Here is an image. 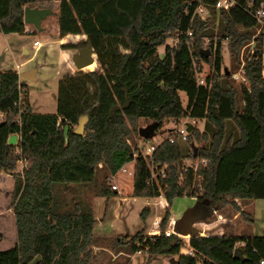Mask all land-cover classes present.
Returning <instances> with one entry per match:
<instances>
[{"label": "trees", "instance_id": "trees-1", "mask_svg": "<svg viewBox=\"0 0 264 264\" xmlns=\"http://www.w3.org/2000/svg\"><path fill=\"white\" fill-rule=\"evenodd\" d=\"M36 1L0 0V31L25 30L24 6H35ZM214 2L59 0L60 33L88 35L98 67L58 80L54 113L34 112L18 72L0 70V112H5L0 118V172L14 173L11 206L16 228L14 245L0 250V264H94L98 253L109 256L105 249L93 248L105 244L100 243L103 236L93 233L92 206L84 209L75 203L73 209L60 210L52 187L55 182H93L98 167L114 174L130 160L131 194L162 195L167 207L156 233L110 238L105 246L113 253L146 248L150 256L175 255L174 264H264V234L192 235V254L180 252L184 237L164 234L177 196L195 198L197 220L227 203L243 213L235 198L264 196V45L255 38V55L249 53L242 64L247 82L238 90L232 73L241 48L254 39L257 22L242 5L216 8ZM198 5L208 9L205 17L196 11ZM172 38L177 41L166 42ZM223 41L235 70L222 67ZM163 44L159 55L157 48ZM200 61L209 65L203 84L197 82ZM20 85L26 91L18 105L14 101ZM83 115L79 134L74 128ZM181 115L202 119L203 127L188 122L184 138L178 133L167 136L150 155L132 142L141 130L140 118H150L156 130L164 119ZM14 132L18 140L8 143ZM146 133L148 137L150 131ZM184 158L198 159L196 168L184 166ZM20 159L24 164L17 171ZM150 162L158 168L166 165L164 174L157 171L152 178ZM114 190L102 181L97 195L107 199ZM148 213L149 207L143 206V220ZM237 241L245 243L243 259L232 254Z\"/></svg>", "mask_w": 264, "mask_h": 264}, {"label": "rangeland", "instance_id": "rangeland-1", "mask_svg": "<svg viewBox=\"0 0 264 264\" xmlns=\"http://www.w3.org/2000/svg\"><path fill=\"white\" fill-rule=\"evenodd\" d=\"M58 3L59 0L36 1V6L38 7L49 6L52 8V13L47 15L46 18L42 20L43 26L49 25L52 27H44V29H41L36 28L32 24L26 23L27 28L32 29V32H28L26 30H23L21 32H4L6 34H2V31L0 32V45L8 44V46H11V48L13 49L12 51L14 52L13 54H11L9 51H7V56L2 64V68L18 69L19 71L36 68L34 79H27L21 76L22 81L26 83L27 91H29V103L31 102L33 108L32 110L34 112L54 113L56 111L57 101L55 98V94L58 86V80L61 78L57 76V69L55 64L57 59V49L59 45L57 44V41L54 40L57 37V35L55 34L54 24L56 23L57 18L56 14ZM203 15L206 16L207 14ZM209 26H213V31H216L217 26H215V23L212 24L210 22ZM83 34L84 35L82 37H85L86 34ZM34 38L42 41V44L36 49L32 44V40ZM207 41L208 38H205V43ZM166 42L170 43L171 39H167ZM22 44L29 48L28 53L23 52V50L21 49ZM163 51L164 44L159 45L157 48L158 54H162ZM249 53L250 44H246L240 50V63L235 70V62L232 60V57L228 53L226 41H223L222 67H227L231 70H235L233 72H236L239 69L242 70V64ZM94 55L96 57V54ZM28 57H30L29 60H26L23 63L19 64L20 66L18 68L15 67V62L19 63ZM199 64L202 67V70L199 71V74L204 78V76L209 73V65L203 61H200ZM90 66L91 65L87 67ZM90 69H94V67L81 70L86 71ZM76 71H78V68L76 69ZM232 78V83L238 90L241 82H247L241 79V75H238L237 78L232 76ZM181 99L183 105H185L186 94L184 91H181ZM187 121H190V118L189 120H187L184 115H181L175 119H164L161 126L158 129L154 130L152 120L150 118H140L138 126L141 130L138 133L134 134L132 142H134L140 149H142L144 153H148V147L157 144L167 136L173 135L174 130L177 127H180L182 122H184V126L186 127L188 123ZM194 125L202 128L203 120L197 119ZM148 131H150V134L148 135V137H146L145 135ZM190 163H192V160L189 158H184L182 160L183 165ZM23 164L24 163L22 159L18 160L16 170L20 171ZM132 166L133 165L131 164V167ZM102 181L110 185L112 183H116L118 185L119 192L114 191L113 194L107 199L105 196L97 195L98 186ZM13 185L14 173L2 172V174H0V250L13 246L16 241V228L11 206V192L13 189ZM52 188L54 192V198L58 201V208L60 210L73 209L75 203H79V205L84 209H87L89 205L92 206L93 211L97 212V216L101 217L102 221L104 222L103 226L94 227L96 225L94 224L93 232L95 230L96 233H99L101 236H103V238H101L103 240H100V243L105 245L110 243V238L112 239L117 235L131 236L137 231H142L141 235H145L146 229H156V231H158L159 226L158 223L157 226H154V219L156 218L157 214L160 216V219L167 207V205L161 207L160 201L157 197L149 198L150 205H147V197L132 195V175L126 172V169L123 170V172L117 171L116 173L112 174L108 172L105 167L101 166L97 168L96 177L93 182H55L53 183ZM123 196L125 197V199L120 198ZM253 201L254 204L251 205L250 200H240L241 205H238H243V213H240L237 216L238 224L248 221L249 225H239L237 230H248L253 233L264 234V196H257L253 199ZM193 204L196 206L195 198L193 199L186 194L177 196L173 199L170 205V215L171 213L174 214L175 218L177 219L180 217L184 206L189 207ZM145 205L149 207V213L145 220H143L140 212ZM118 206H120L123 210L128 211L127 215L125 216V222L123 220L124 216L121 217L118 214ZM204 212L205 208L203 207L201 208V214L203 215ZM235 212L236 208L232 206V204L227 203L226 206H222L221 208L214 210L209 216H205L203 219H199L200 221L198 222H196V220L194 221V223H196V226L199 228L200 235H204V233L222 234L220 233L222 231H226L225 233L230 234L228 233L229 228L227 229L226 227L228 222L221 217V214H228L232 216ZM249 217H252V220H248ZM233 221L235 222V220ZM229 223L233 222L230 221ZM147 234H149V232ZM188 236L189 235H187L186 238H183V248H189ZM98 248L100 247H94V249ZM145 249L146 248H142L141 251L134 253L132 256L127 254L115 255L109 251L108 256L107 254L100 252L94 260V264H171V262L167 258L160 255L150 256ZM30 264H32V262Z\"/></svg>", "mask_w": 264, "mask_h": 264}, {"label": "crops", "instance_id": "crops-1", "mask_svg": "<svg viewBox=\"0 0 264 264\" xmlns=\"http://www.w3.org/2000/svg\"><path fill=\"white\" fill-rule=\"evenodd\" d=\"M56 16H57V14H56ZM46 18V17H45ZM44 18V19H45ZM43 20V19H42ZM42 20H41V22H40V25H41V29H44V27H52V26H49V25H42ZM54 28H55V34L57 35V37H56V39H54V40H56L57 41V44L59 45V47H58V49H57V59H56V69H57V76H59V77H62L64 74H67V73H74L75 71H76V66H75V64H74V62H73V60H72V56H73V54H74V52L75 51H77V41L80 39V38H82V36L84 35L83 33H75V32H67V33H65V34H61L60 33V31H59V26H58V23H57V18H56V23L54 24ZM25 29H29V28H27V26H26V24H25ZM1 32V31H0ZM2 34H6V33H2ZM5 36V35H4ZM34 39H37V38H34ZM33 39V40H34ZM33 40H32V44L35 46V49L38 47V46H40L41 44H42V41H40V40H38V43L37 44H34L33 43ZM21 49L23 50V52H25V53H28L29 52V48L27 47V46H25L24 44H22L21 45ZM13 49L11 48V46H8V44L7 45H0V53L1 52H3L4 53V57H3V59L0 61V70H7V69H12V68H2V64H3V62L5 61V59H6V56H7V51H9L11 54H13L14 52L12 51ZM95 54V53H94ZM93 54V56H94V63L93 64H91V66L90 67H87V68H84V69H89V68H91V67H94V68H96V67H98V63H97V59H96V57H95V55ZM30 59V57H28V58H26L25 60H23V61H21V62H15V67H19L20 65L19 64H21V63H23L24 61H26V60H29ZM12 70H16L17 72H18V74H19V77H20V80L22 81V77H21V75H20V72L21 71H19L18 69H12ZM26 70V69H25ZM91 70V69H90ZM24 71V70H23ZM35 73H36V68H35ZM23 82V81H22ZM55 96H56V94H55ZM28 100L30 101V99H29V91H28ZM30 104H31V102H30ZM31 107H32V104H31ZM33 109V108H32ZM42 113V112H41ZM132 161V162H131ZM133 161L134 160H130V161H128V162H126V163H124L122 166H121V168H119L120 170H117L118 172H123V170H125L126 169V172H128L129 174H131L132 175V171H133V166L131 167V164L133 165L134 163H133ZM128 169V170H127ZM2 172L3 171H1L0 172V174H2ZM5 173H7V172H5ZM116 186H117V188L114 190L115 192H118V185L116 184V183H114ZM190 197H192L193 199H194V197L193 196H190ZM257 196H255L254 198H256ZM121 199H125V197L123 196V197H120ZM149 198H151V197H147V201H146V204L147 205H150L149 203H150V199ZM157 198H158V200L160 201V204H161V207H164V206H166L167 204H166V201H165V199L163 198V196H157ZM253 198V199H254ZM236 199V202L238 203V204H240V199H238V198H235ZM253 199L252 200H250V203H251V205L252 204H254V201H253ZM241 205V204H240ZM239 205V206H240ZM188 206H184L183 207V211L187 208ZM118 209H119V212H118V214L121 216V217H123L124 216V218H123V220H124V222H125V216L127 215V212L128 211H125V210H123L120 206H118L117 207ZM121 208V209H120ZM117 209V210H118ZM170 209V208H169ZM240 209H243V205L242 206H240ZM182 211V212H183ZM117 214V215H118ZM182 214V213H181ZM238 214H240V212L238 211V210H236V212L235 213H233V215L232 216H230V215H225V214H221V217L222 218H224L225 220H227V222H228V224L226 225V227H227V229L229 228V231H228V233H230V234H232V235H238V236H248V235H253V234H258V233H253V232H251V231H248V230H241V231H239V230H237V228H238V226L239 225H245V226H247V225H249V222L248 221H245V222H242L241 224H238V221H237V216H238ZM94 216H95V218H96V222H95V226L94 227H96V226H103L104 225V222L102 221V218L101 217H98L97 216V212H94ZM159 215L157 214L156 215V218L157 219H159ZM176 218H175V215L174 214H172L171 213V215H170V218H169V222L168 223H170L171 221H174ZM233 220H235V222L233 221ZM198 221H200V220H197L196 222H198ZM230 221H232L233 223H229ZM226 222V221H225ZM207 224V223H206ZM195 225H196V223H195ZM154 226H157V224H155L154 223ZM152 228V227H151ZM223 228V227H222ZM128 229V228H127ZM233 229V230H232ZM152 230H154V229H146V233H150V232H152ZM203 232V231H202ZM226 232V231H225ZM225 232H220V233H222V234H227V233H225ZM95 235H99V236H101L99 233H96L95 232V230H94V232H93ZM100 247V248H103V249H105L106 251H109V252H111L112 254H115V253H113L108 247H106L105 245H93V248L94 247ZM185 247V246H184ZM100 248H98V249H100ZM139 251H141V250H137V251H135V252H133L132 254L131 253H126V252H124V251H120V252H118V253H121V254H127V255H130V256H132L134 253H136V252H139ZM181 252H184L185 253V251H186V247L185 248H182L181 250H180ZM115 255H117V254H115ZM154 256H156V255H154ZM160 256H162V257H165V258H167L168 260H169V256H167V255H160ZM170 261V260H169ZM172 264V263H171Z\"/></svg>", "mask_w": 264, "mask_h": 264}, {"label": "water", "instance_id": "water-1", "mask_svg": "<svg viewBox=\"0 0 264 264\" xmlns=\"http://www.w3.org/2000/svg\"><path fill=\"white\" fill-rule=\"evenodd\" d=\"M51 13H52V8L49 6L38 7L36 5L35 6L25 5L23 9V22L32 24L36 28H41L40 25L41 20ZM206 52H209L208 49H206ZM94 53L95 51L92 45V40L88 35H86L85 37H82L77 41V51L74 52L72 56V60L75 66L81 69L83 66L94 61V56H93ZM253 54L255 55V51H253ZM3 57H4V53L1 52L0 61L3 59ZM20 75L27 79H34L35 69L34 68L26 69L24 71H21ZM85 119H86L85 115L79 118L78 123L74 128V131L76 133L79 134L83 133ZM16 141H17V133L15 132L11 133L7 138L8 143H16ZM195 213H197V207L194 204L192 206L187 207L182 212L180 217L174 220L173 230L184 236L189 235L190 237L192 235H198L199 228L194 224V221L197 220V217L196 218L194 217ZM232 254L236 258H240V259L244 258L240 246H235L233 248ZM169 260L172 264H174L175 257L171 255L169 256ZM214 264H222V263L218 261Z\"/></svg>", "mask_w": 264, "mask_h": 264}, {"label": "built area", "instance_id": "built-area-1", "mask_svg": "<svg viewBox=\"0 0 264 264\" xmlns=\"http://www.w3.org/2000/svg\"><path fill=\"white\" fill-rule=\"evenodd\" d=\"M242 5L244 7V9L251 15L254 17V19L256 20L257 24H256V29H255V32H254V39H252L248 44H250V53H252L254 51V48H255V44H256V39L255 38H259L260 39V42L262 45H264V0H246V3L243 4L240 2V0H215L214 2V6L216 8H229L230 6L232 5ZM196 11L202 16L204 17L205 15L203 14H207L208 13V9L205 8L204 6L202 5H198L197 8H196ZM26 31L28 32H32V29H25ZM191 34V31H187V35H190ZM177 41V39H171V43H175ZM33 43L34 44H37L38 43V39H34L33 40ZM263 58H264V50H263V54H262ZM263 64H264V59H263ZM262 73L264 74V68L262 70ZM197 74V82L198 84H203L205 81H204V78L202 76H200L199 74V71L196 72ZM238 75H241V79L243 81H246V78L245 76L242 74V70L239 69L238 71L236 72H233L232 73V76L237 78ZM25 91H26V87H24L23 85H20L19 88H18V97L17 99L14 101V104H18V105H21L23 103V98H24V95H25ZM5 115V112L2 111L0 112V118L2 116ZM187 120H189L190 118V121H187L189 123H191L192 125L195 124L196 120L199 119L197 117H190L189 115H184ZM174 133H178V134H181V137L184 138L186 133H187V130H186V127L184 126V122H182V124L180 125V127H177L175 130H174ZM173 133V134H174ZM18 137L19 135L17 134V140H18ZM154 149V145H151L150 147H148V153L146 154H151L152 151ZM190 159V158H189ZM192 160V159H191ZM197 163H198V159H195V160H192V163L190 164H185L184 166H190L192 167L193 169L196 168L197 166ZM201 163H205V160L204 159H201ZM150 170H151V177L152 178H155L156 176V173L157 171L161 172L162 174H164L163 172V168L166 166H162L160 168H158V164L154 163V162H150ZM156 170V171H155ZM112 188L116 189L117 186L112 183L111 184ZM119 192V190H118ZM162 196V195H160ZM159 222V220L157 218L154 219V223L157 224ZM173 223L174 221H171L170 223H168V225L166 226V228L164 229V234L165 235H170L172 233H176L182 237H185L184 235L180 234V233H177L173 230ZM195 224V223H194ZM159 230V229H158ZM155 232L156 229H155ZM200 232V231H199ZM152 233V232H151ZM150 233V234H151ZM210 233H204V235H208ZM189 238V236H188ZM188 241V240H187ZM245 243L243 241H237L236 242V246H241L244 245ZM183 247V246H182ZM186 253H190L192 254L193 253V250L192 248L189 246V248L186 247ZM261 263H264V260L261 259L260 260Z\"/></svg>", "mask_w": 264, "mask_h": 264}, {"label": "bare ground", "instance_id": "bare-ground-1", "mask_svg": "<svg viewBox=\"0 0 264 264\" xmlns=\"http://www.w3.org/2000/svg\"><path fill=\"white\" fill-rule=\"evenodd\" d=\"M94 63V61H92L91 63H89V64H87V65H85V66H83L81 69H84V68H86L87 66H89V65H91V64H93ZM77 69V68H76ZM81 69H79L78 68V70H81ZM152 232H155V230H153ZM185 236H187V235H185Z\"/></svg>", "mask_w": 264, "mask_h": 264}]
</instances>
